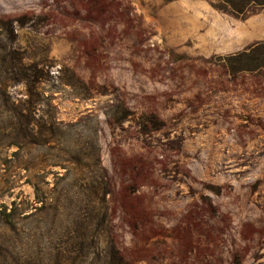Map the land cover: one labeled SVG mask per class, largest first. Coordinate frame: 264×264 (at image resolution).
Instances as JSON below:
<instances>
[{"label": "rangeland", "instance_id": "rangeland-1", "mask_svg": "<svg viewBox=\"0 0 264 264\" xmlns=\"http://www.w3.org/2000/svg\"><path fill=\"white\" fill-rule=\"evenodd\" d=\"M0 264H264V6L0 0Z\"/></svg>", "mask_w": 264, "mask_h": 264}, {"label": "trees", "instance_id": "trees-1", "mask_svg": "<svg viewBox=\"0 0 264 264\" xmlns=\"http://www.w3.org/2000/svg\"><path fill=\"white\" fill-rule=\"evenodd\" d=\"M225 1L231 7L232 12L238 15H244L246 11H248V4L251 2L260 6H264V0H241L242 3L239 4L233 3L232 0H225ZM117 257H118V253H117Z\"/></svg>", "mask_w": 264, "mask_h": 264}]
</instances>
